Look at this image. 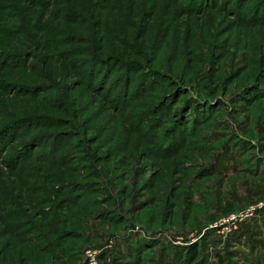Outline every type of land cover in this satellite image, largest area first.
Here are the masks:
<instances>
[{"label":"rangeland","instance_id":"rangeland-1","mask_svg":"<svg viewBox=\"0 0 264 264\" xmlns=\"http://www.w3.org/2000/svg\"><path fill=\"white\" fill-rule=\"evenodd\" d=\"M215 3L0 0V264H264V22Z\"/></svg>","mask_w":264,"mask_h":264},{"label":"trees","instance_id":"trees-1","mask_svg":"<svg viewBox=\"0 0 264 264\" xmlns=\"http://www.w3.org/2000/svg\"><path fill=\"white\" fill-rule=\"evenodd\" d=\"M204 1V3H206V5H213V6H216L215 4V1H217V2H219V0H203ZM209 1V2H208ZM211 1V2H210ZM250 1L251 0H223V6L221 5V7L225 10V11H227V12H233L237 17H240V16H238L241 12H243V10H246L247 8H248V6L250 7V8H252L251 9V20L253 21V22H251V21H249L250 23H256V22H260V23H262V22H264V0H258L257 1V4L256 5H253V4H250ZM215 3V4H214ZM244 3V4H243ZM218 4V3H217ZM207 7V6H206ZM210 7V6H209ZM257 14V15H256ZM154 73L155 74V76L154 77H157L158 75V72H156V71H146L145 72V74L147 75V76H150V74H148V73ZM160 73V72H159ZM157 75V76H156ZM160 75V74H159ZM151 77V76H150ZM157 79V78H156ZM191 103V102H190ZM158 104H160V102L158 103ZM158 104H155V106L154 107H151L150 108V111H152V110H154V109H156V111H158L159 110V108H161L163 105H165V103H162V104H160L159 106H158ZM195 104H197V103H195ZM194 104V105H195ZM197 108V106L195 107V109ZM198 109V108H197ZM155 111V112H156ZM154 112V113H155ZM152 114H153V112H152ZM154 115V114H153ZM197 118H195L196 120H200L201 119V117H198L199 115H197V114H194ZM160 118V116L161 115H156L155 116V118H156V120L155 119H153L154 121H158V123L159 122H161L160 120H162V119H160V120H158L159 118ZM178 120H179V118H178ZM162 122H163V120H162ZM174 124V123H173ZM160 127V126H159ZM173 127L172 126H170V127H168L167 128V132H172V129ZM164 131V130H163ZM166 131L164 132V134L162 135V136H160L158 139H157V143H161L162 145H166L167 143H170V142H172V133L170 134V133H167ZM155 143H156V141L154 142V145H155ZM154 145H151L152 147H154ZM170 145H171V143H170ZM169 147H167V146H165V148H164V150H167ZM170 150H172V149H170ZM191 251H190V253H188L189 255L188 256H190V261H194V259L197 257V254H195L196 252V249H190ZM195 254V255H194ZM138 254L136 253V254H132L130 257H131V259H130V261H125V264H137V260H138Z\"/></svg>","mask_w":264,"mask_h":264}]
</instances>
